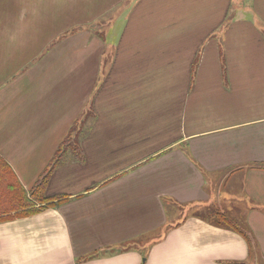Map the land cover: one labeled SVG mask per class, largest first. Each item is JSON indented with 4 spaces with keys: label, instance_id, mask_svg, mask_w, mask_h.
<instances>
[{
    "label": "crops",
    "instance_id": "obj_1",
    "mask_svg": "<svg viewBox=\"0 0 264 264\" xmlns=\"http://www.w3.org/2000/svg\"><path fill=\"white\" fill-rule=\"evenodd\" d=\"M57 155L0 264H264V0H0V158Z\"/></svg>",
    "mask_w": 264,
    "mask_h": 264
},
{
    "label": "trees",
    "instance_id": "obj_2",
    "mask_svg": "<svg viewBox=\"0 0 264 264\" xmlns=\"http://www.w3.org/2000/svg\"><path fill=\"white\" fill-rule=\"evenodd\" d=\"M57 158L58 155L45 169L30 195H27L26 191L13 176L11 169L0 158V220L30 215L42 208L54 205V199L46 195L45 189L50 171L58 160ZM7 173L8 175H6ZM217 216L219 225L227 226L239 232L249 243L251 242L247 231L243 230L241 226L233 222L225 214L218 213Z\"/></svg>",
    "mask_w": 264,
    "mask_h": 264
},
{
    "label": "rangeland",
    "instance_id": "obj_3",
    "mask_svg": "<svg viewBox=\"0 0 264 264\" xmlns=\"http://www.w3.org/2000/svg\"><path fill=\"white\" fill-rule=\"evenodd\" d=\"M108 19V18H107ZM91 27V26H90ZM105 26H104V24H103V22H101V21H96V22H94V24L92 25V30H93V33H98V31L99 30H102L103 28H104ZM102 28V29H101ZM57 159H59V156H58V158Z\"/></svg>",
    "mask_w": 264,
    "mask_h": 264
}]
</instances>
